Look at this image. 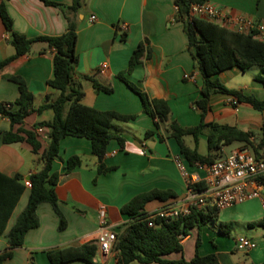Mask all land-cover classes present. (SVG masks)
Listing matches in <instances>:
<instances>
[{"label":"crops","instance_id":"obj_1","mask_svg":"<svg viewBox=\"0 0 264 264\" xmlns=\"http://www.w3.org/2000/svg\"><path fill=\"white\" fill-rule=\"evenodd\" d=\"M70 4L72 0H51ZM224 7L232 15H245L254 21H264V0H204ZM1 2V0H0ZM5 10L12 20V29L26 37L54 36L62 34L67 20L62 11L42 0H3ZM174 0H84L77 14V62L74 66L73 81L83 92L81 102L98 110H114L121 114L134 115L127 122H113V129L123 137L121 146L116 139L107 145L103 162L113 169L97 172L98 160L91 151V143L85 137L66 136L59 141L58 156L54 157L52 170L60 174L55 186L59 207L67 225L58 230V215L48 202L38 205L36 213L38 226L29 229L23 244L11 250L10 258L4 264H54L47 257V251L77 247L96 241L99 227L98 212L104 208L107 220L115 227L117 234L128 225L131 217L121 212L124 203L133 196L153 189L167 190L173 196L165 200L152 199L144 205V211H156L166 206H182L186 193V182L181 177L175 157H182L175 139L165 130L164 125L157 129V135L147 136L146 130H154L151 117L143 111L139 96L129 88L118 74L122 73L128 81L136 84L150 98L163 99L170 109V119L182 126H194L200 121V110L194 101L201 97L202 77L195 67L187 47V36L183 24L173 19ZM95 18L91 21L90 16ZM147 41L149 53H144L140 61L127 72L128 62L141 41ZM14 53L9 40V32L0 18V61ZM53 52L45 43L37 42L25 54L10 60L0 71V101L11 102L18 96L17 83L7 75L21 76L33 94V105L44 101L45 95L54 98L58 92L47 84L53 77ZM105 63L107 67L101 69ZM246 71V70H245ZM245 71L237 67L223 70L217 75L226 86L235 80L232 89H242L264 99V87L254 80L259 73L254 72L246 81L238 77ZM185 73L193 79L183 77ZM84 75L96 79L100 84L112 88L111 92L96 91L92 82ZM230 96L216 93L209 98V108L205 112L206 122L228 124L247 131L259 133L264 127V112L254 109L247 103H229ZM53 117L51 108L32 112L22 124L11 125L6 117H0V172L7 176L20 175L23 179L41 167L37 155L25 142L3 143L1 133L15 131L19 125L30 129L42 121ZM40 128V127H38ZM36 131L43 147L47 144L46 129ZM190 136V135H187ZM187 136L184 141L187 144ZM192 138V136H190ZM255 142L259 134L253 137ZM189 147L194 146L193 138ZM206 145V135L199 134L200 143ZM244 142L233 141L221 149L217 158L230 151L244 149ZM200 152V151H199ZM202 153V152H200ZM206 153V152H205ZM202 153V154H205ZM264 157V147L260 150ZM77 155L81 163L65 173L66 159ZM186 162V160H185ZM187 164V162H186ZM194 172V166H187ZM203 176L204 172L199 171ZM28 188L21 194L5 230L0 235V253L7 249L6 232L13 225L17 213L25 206ZM264 199V190L261 191ZM218 220L233 221L248 231L238 232L235 236L222 234L213 224L200 228L198 253L204 255L214 252L220 264H264V223L248 226L251 221L264 222V204L261 198H252L229 207L221 208ZM197 228L181 240L182 249L162 257L166 260L184 259L189 261L195 253ZM245 236L254 246L245 251L236 248L235 240ZM93 264H117V252L113 247L109 252L97 249L92 258ZM58 264H89L83 259H73ZM129 264H159L156 262ZM186 264V263H181Z\"/></svg>","mask_w":264,"mask_h":264},{"label":"trees","instance_id":"obj_2","mask_svg":"<svg viewBox=\"0 0 264 264\" xmlns=\"http://www.w3.org/2000/svg\"><path fill=\"white\" fill-rule=\"evenodd\" d=\"M47 5L58 7L67 20L66 30L54 36L26 37L12 29V20L7 14L3 0L0 2V18L9 32V40L14 48V53L0 61L1 69L13 58L31 50L34 43L42 42L52 50L53 77L47 84L53 87L58 95L54 98L45 95L43 103L33 105V94L27 88L24 79L18 75L6 77L18 86V96L14 101H0V117H6L11 125L22 124L24 118L32 112H41L51 108L53 117L50 121H42L26 129L19 125L15 130H6L1 133L3 143L25 141L37 155L41 167L28 175L30 187L25 206L17 213L13 225L5 234L7 249L0 253V264L10 258L11 250L23 244L26 232L38 226L39 220L36 213L37 207L42 202H48L58 215V230H63L67 221L59 207V200L55 193V186L60 179V174L52 170L54 157L58 156L59 141L66 136L85 137L91 143V151L97 157V172L104 173L113 167L106 166L103 162L107 145L111 139H116L123 145V137L113 129V122H127L134 115L121 114L114 110H98L86 106L81 102L83 92L78 84L73 81L74 66L77 62V14L84 0H72L64 4L51 0H42ZM204 0H174L175 12L173 19L183 24L187 36V47L199 71L203 83L200 89L201 97L194 101V106L200 110V121L194 126H182L176 120L170 119V109L163 99L150 98L145 91L136 84L128 81L122 73L118 76L135 92L142 103V108L147 113L154 125V130H146L145 135H157V129L164 125L165 130L172 136L181 154L189 166L198 163L209 165L221 154L223 146L233 141L244 142L257 157H262L260 150L264 147V127L259 133L253 130H241L236 126L206 122L204 115L209 108V98L212 94L221 93L233 97L236 102L247 103L254 109L264 112V99L254 94L245 93L242 89L227 88L217 77L219 73L231 67L245 71L251 66H258L259 73L254 80L264 87V39L255 37V30L239 33L218 24L209 22L190 13L191 6ZM149 53L147 41H141L131 55L127 72L133 65L140 61L141 56ZM92 82L96 91L111 92L112 88L100 84L96 79L84 75ZM236 103L232 104L234 107ZM46 129L47 144L43 147L36 128ZM199 134L206 135V153L198 151ZM259 134L257 142L253 139ZM190 135L194 146L189 147L184 137ZM81 163L77 155L66 159L65 173ZM195 192H202L206 188L204 181L188 185ZM27 189L20 175L7 176L0 172V235L6 227L21 194ZM173 196L171 191L153 189L139 193L124 203L121 212L131 217L128 225L119 234L113 249L117 252V264H129L131 261L139 263L156 262L159 264H220L217 255L207 253L200 255V228L204 224H214L218 232L229 235L234 229L233 221L218 220L219 209L208 203L201 207H191L187 213H178L175 216L156 217L152 225L148 222V212L144 211L146 202L152 199L165 200ZM262 220L251 221L248 226L262 225ZM192 228H197L194 256L189 260H166L162 256L173 251L181 250V240L186 237ZM98 249L96 241L88 242L77 247H64L47 251L51 263L58 264L73 259H83L93 264L92 258Z\"/></svg>","mask_w":264,"mask_h":264},{"label":"built area","instance_id":"obj_3","mask_svg":"<svg viewBox=\"0 0 264 264\" xmlns=\"http://www.w3.org/2000/svg\"><path fill=\"white\" fill-rule=\"evenodd\" d=\"M190 13L203 18L209 22L218 24L227 29L239 33H247L254 29L255 37L264 39V21H254L251 17L237 14L232 15L224 7L209 2L195 3L191 6ZM94 15L90 16L92 21ZM107 65L102 63L101 69ZM186 79H193V76L185 73ZM229 103H236L233 97L229 98ZM41 127L38 131H41ZM175 165L186 182V193L182 199V206L174 205L148 212V222L152 225V219L156 217L175 216L178 213H187L191 207H201L208 203L218 209L232 206L252 198H261V191L264 190V157H257L249 148L235 149L224 157L216 159L209 165L195 163L194 172H189L188 164L182 157L174 158ZM190 166V167H191ZM199 171H203L202 176ZM204 181L206 188L202 192H195L190 184ZM25 186L30 187L28 178L23 179ZM99 227L96 235V243L99 249L109 252L116 241L115 227L107 218L104 208L98 212ZM236 248L239 250H249L254 246V242L245 236H238L235 240Z\"/></svg>","mask_w":264,"mask_h":264},{"label":"rangeland","instance_id":"obj_4","mask_svg":"<svg viewBox=\"0 0 264 264\" xmlns=\"http://www.w3.org/2000/svg\"><path fill=\"white\" fill-rule=\"evenodd\" d=\"M258 69H259L258 66H251L248 69H246L245 73L244 74H241L238 78L241 79V82L246 81L249 78V76H251V74L253 73V71L254 72H257ZM232 82H235V80L231 81L230 83H226V86L227 87H234V86H236V85H233L234 83H232ZM189 139H192V138L190 136H187L186 142H187L188 145H191L192 144L191 143L192 141H190ZM199 151L202 152V153H205L206 152V145H205L204 142L200 143V145H199ZM239 231L240 232H243V231L245 232V231H248V229H246L245 227H243L241 224H237L234 227V229L231 231L232 236H235L236 234H238Z\"/></svg>","mask_w":264,"mask_h":264},{"label":"water","instance_id":"obj_5","mask_svg":"<svg viewBox=\"0 0 264 264\" xmlns=\"http://www.w3.org/2000/svg\"><path fill=\"white\" fill-rule=\"evenodd\" d=\"M28 178V177H27Z\"/></svg>","mask_w":264,"mask_h":264}]
</instances>
